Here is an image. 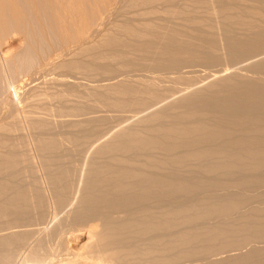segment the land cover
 Wrapping results in <instances>:
<instances>
[{"label": "bare ground", "instance_id": "6f19581e", "mask_svg": "<svg viewBox=\"0 0 264 264\" xmlns=\"http://www.w3.org/2000/svg\"><path fill=\"white\" fill-rule=\"evenodd\" d=\"M10 33L94 85L0 102V264H264V0H0Z\"/></svg>", "mask_w": 264, "mask_h": 264}, {"label": "rangeland", "instance_id": "374dc122", "mask_svg": "<svg viewBox=\"0 0 264 264\" xmlns=\"http://www.w3.org/2000/svg\"><path fill=\"white\" fill-rule=\"evenodd\" d=\"M250 1H257V0H250ZM7 35V34H6ZM9 40H8V39ZM10 38L12 39L11 41H10ZM4 40H1L0 42V53L1 52H3V53H7L8 52V54H10V55H8V56H10L9 57V60L10 61H15L16 60V58H19L22 54H24L25 53V50H26V42H23L22 40V38L20 37V36H17V35H15V34H12V33H10L6 38H3ZM46 42V41H45ZM6 43V44H5ZM44 44V43H43ZM46 45L48 44L47 42L45 43ZM41 45L40 47H37L35 50H36V52H41V53H43L45 56L46 55H49V53L50 54H52V53H54L55 52V47H54V43H50V44H52V45H50V44H48V46L50 45V48H51V50H50V48H47V46L46 45ZM3 45L5 46V47H3ZM43 46V47H42ZM53 46V47H52ZM44 48V49H43ZM41 49V50H40ZM7 50V51H6ZM43 50H44V52H43ZM54 50V51H53ZM10 51V52H9ZM48 51V52H47ZM53 51V52H52ZM23 52V53H22ZM45 53H47V54H45ZM38 56H40V55H38ZM14 57H15V60H14ZM41 57V56H40ZM40 57H37V58H40ZM43 57V56H42ZM20 59V58H19ZM43 59V58H42ZM41 59V60H42ZM37 60L38 59H31V61L33 62H29L30 63V66L28 65V69L29 70H27V66L25 67L26 69L25 70H22L20 73H18V71L16 70H12V69H10L9 70V67H8V65H7V63H5L4 64V62L2 61V59H1V57H0V73H2V74H0V102L2 103H4L5 101H7V99L9 98V97H12L11 99V101H12V103H15L16 101H15V95H17V96H20V105L16 102L15 103V108L19 111V109H21L22 107H23V105H24V100H26V99H28L29 97L28 96H32L31 94H33V92H29V90H30V88L31 89H33V88H35L36 89V91L37 92H42V91H48V92H52V91H54V90H57V89H59V88H57V86H53L54 85V82H53V80L57 83V81L58 80H61V79H64V80H67L68 82L70 81V82H76V84L78 83L79 85H80V91L84 88H88L90 85H94L93 83H91V82H89L88 81V79H86V78H79V76L80 75H69V76H67V74L66 73H64V72H60V71H54L53 73H52V71H48V72H44V73H38V76L37 75H35V68H36V66H38L37 65ZM40 59L38 60V61H41ZM36 61V62H35ZM33 64V66H32V64ZM4 64V65H3ZM36 64V65H35ZM35 65V66H34ZM2 66V67H1ZM240 66L241 65H239V66H235L234 67V69H230L228 66H226V65H224V64H222V65H220V66H218V67H215L216 69H214L213 68V70H210V69H208L207 70V72H206V69H200V68H196L195 67V69H191L190 71H189V69L186 71L187 73H184L185 71L183 70L182 72H183V76L184 77H187V79H189V81H190V78H191V80L192 81H190V83L192 82V84L193 85H195L196 87H197V85L198 84H200V85H202V84H206V83H208L210 80H211V76L212 75H214L215 74V72H218V71H223V70H225V69H229V71L227 72V73H230V72H233V71H235L236 73H238V74H241V75H246V76H248V77H250L251 76V74H246L247 72H244V71H240L239 69H240ZM34 67V68H33ZM2 68V69H1ZM9 70V71H8ZM31 70H32V72H31ZM194 72H193V71ZM199 71V73H198V71ZM203 70V71H202ZM4 72V73H3ZM12 72V73H11ZM22 72H24V73H22ZM26 72V73H25ZM28 72H30V73H28ZM60 72V73H59ZM189 72H193V73H189ZM204 72H206V73H204ZM209 72H210V74H209ZM50 73H52V74H50ZM212 73H214V74H212ZM20 74V75H19ZM28 74V75H27ZM40 74V75H39ZM49 74V75H48ZM59 74V75H58ZM187 74V75H186ZM192 74V75H191ZM204 76H203V75ZM208 74H209V77H208ZM23 75V76H22ZM30 75V76H29ZM62 75V76H61ZM200 75V76H199ZM14 76V77H13ZM18 76H20L18 79H17V77ZM26 76V77H25ZM45 76V77H44ZM75 76V77H74ZM78 76V77H77ZM193 76V77H192ZM16 77V78H15ZM24 77V78H23ZM49 77V78H48ZM64 77V78H63ZM168 77H173V76H168ZM15 79V80H14ZM19 81V83H18V81ZM47 79V80H46ZM49 79H50V81H49ZM203 79H207V80H203ZM264 79V78H263ZM77 80V81H76ZM82 80V81H81ZM23 81V82H22ZM28 81V82H27ZM34 81V82H33ZM47 81V82H46ZM200 81H202V82H200ZM12 82V83H11ZM18 83V84H16V83ZM36 82V83H35ZM53 83V85H52V83ZM84 82V83H83ZM89 82V83H88ZM168 82V79H165L164 78V80L162 81V82H160L159 83V87L160 88H166V87H170L172 84H170V83H167ZM24 83V84H23ZM32 83V84H31ZM42 83V84H41ZM88 83V84H87ZM102 84H104L103 82H101ZM100 83V84H101ZM5 84V85H4ZM13 84V85H12ZM20 84V85H19ZM34 84V85H33ZM40 84V85H39ZM83 84V85H82ZM8 85V86H7ZM30 85V86H29ZM36 85V86H35ZM27 87V88H26ZM39 87V88H38ZM172 87L173 88H175V93L176 94H174V95H178L177 93H179V91H182V90H184L187 86H185V85H181L180 86V84H178V85H172ZM182 87V88H181ZM193 87V86H192ZM26 88V89H25ZM29 89V90H28ZM26 90V91H25ZM49 90H51V91H49ZM177 90V91H176ZM23 91H24V93H23ZM28 91V92H27ZM3 92H5V94L3 93ZM9 92V93H8ZM15 92V94H13ZM22 92V93H21ZM36 92V93H37ZM8 93V94H7ZM20 93V94H19ZM28 93V94H27ZM34 93H35V91H34ZM26 94L28 95V96H26ZM14 95V96H13ZM9 96V97H8ZM24 96V98H21V97H23ZM28 97V98H27ZM175 97V96H174ZM6 98V99H5ZM22 99H24V100H22ZM14 101V102H13ZM27 101L28 100H26V103H27ZM0 103V104H1ZM25 103V104H26ZM19 106H18V105ZM25 106V105H24ZM23 108H25V107H23ZM1 110V109H0ZM2 112L0 113V122H1V120H3L4 119V117H6L5 116V113H6V110H1ZM19 116V115H18ZM1 118H3V119H1ZM114 125V124H113ZM22 128H23V130H24V135H28L29 134V132H28V130L26 129V126H25V124L23 123L22 124ZM28 132V133H27ZM51 216V215H50ZM50 216H49V218H50ZM59 216H62V215H58L57 217H56V219L58 218V219H60V217ZM48 218V220H47V223H46V225H47V227H50L51 225H53L54 224V222L52 221L51 222V218L49 219ZM50 225V226H49ZM76 234V233H75ZM70 240V241H69ZM73 241V242H72ZM84 243H86V238L85 237H80V236H78V234H76V235H73V237L72 238H70V239H68V247L72 250V251H74V252H77V251H79L80 249L79 248H81V246L84 244ZM244 252H246L245 250H244ZM232 254V253H231ZM234 254H237V252H235ZM233 254V255H234ZM225 256V255H224ZM221 257H223V255L221 256ZM220 258V257H219ZM193 264H199V262H194Z\"/></svg>", "mask_w": 264, "mask_h": 264}]
</instances>
